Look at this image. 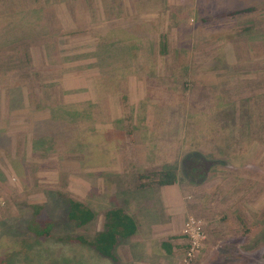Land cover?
<instances>
[{"label": "rangeland", "instance_id": "rangeland-1", "mask_svg": "<svg viewBox=\"0 0 264 264\" xmlns=\"http://www.w3.org/2000/svg\"><path fill=\"white\" fill-rule=\"evenodd\" d=\"M124 25L142 26L127 43L145 47L148 59L131 54L127 68L110 74L95 48ZM161 35L165 56L157 51ZM15 40L35 56L41 46L51 50L46 62L56 70L68 61L71 90L60 78L44 90L26 84L24 93L9 84L31 73L5 57ZM0 49V264H114L60 238L93 239L118 205L145 220L141 193L135 211L116 197L114 181L146 189L141 174L169 167L180 175L186 212L168 229L142 234L156 239L154 255L164 241L174 246L171 255L161 248L154 263L264 264V0H0ZM222 60L237 76L212 72ZM4 85L15 88L12 96ZM61 105L76 106L65 125ZM69 197L95 211L92 224L68 221ZM37 207L40 220L54 224L48 239L29 231ZM190 218L202 223L195 249L184 233ZM116 256L118 264L151 258L133 238Z\"/></svg>", "mask_w": 264, "mask_h": 264}, {"label": "trees", "instance_id": "trees-1", "mask_svg": "<svg viewBox=\"0 0 264 264\" xmlns=\"http://www.w3.org/2000/svg\"><path fill=\"white\" fill-rule=\"evenodd\" d=\"M255 8H246L245 10H237L231 14L232 16L240 14V13H246V12H254ZM125 28H123L124 32H128L131 34L130 31H134V34H137L138 32H141L142 26H134L132 29L128 30V26L124 25ZM152 25L148 27V31L152 30ZM144 31V30H143ZM249 31V29L247 30ZM120 33H117L115 31V35H119ZM132 35V34H131ZM161 41L159 43V54L162 56H165L167 54L168 50V43H167V37L166 35H161ZM131 38L126 39H120L121 41H115L113 44L109 43V41H105L101 47V51L99 52L98 56L103 55L104 59L107 60H101L105 62L108 67L110 63L113 61L114 66L119 69L121 66H124L127 68V65L125 63H129L128 55L124 50L123 52H119L117 47L114 49L112 46H122L121 43L129 45L127 42ZM25 46H28V44L25 42H19L17 44V41H14V45H7L9 49L6 51L5 57L9 59L10 55L12 61H14V65H20V66H27V68H31L32 73H38L36 71V68L33 66V55L31 54V48L27 50ZM2 48V47H1ZM33 49V48H32ZM156 48H154V51ZM47 51L50 54V50L47 49ZM118 51V52H117ZM0 52L2 50L0 49ZM19 52V54H18ZM1 55V53H0ZM97 56V57H98ZM134 58V54H133ZM99 59V57H98ZM218 59V58H217ZM215 59V60H217ZM100 60V59H99ZM109 60V61H108ZM221 64H216L214 68L212 69V72L215 74L217 70H225L224 74L221 76L222 78H225L229 74L235 75L234 71L231 68V66L224 60H222ZM21 71V70H20ZM22 72V71H21ZM217 76H220L216 74ZM222 81V80H221ZM223 84H226V81L223 82ZM29 88V87H28ZM37 88L44 90L45 88L44 83L41 82V84L37 83ZM113 92V89L111 90ZM107 93V92H106ZM114 93V92H113ZM254 94H256V91H254ZM34 95V94H33ZM220 94H217L216 96H219ZM123 101H126V98H122ZM59 108V111L63 113L65 118L68 120L61 121L60 123L62 125L69 123V118L72 117L73 109L76 108V106L73 105H61ZM56 111V110H55ZM57 113V112H56ZM56 113H51L52 117L55 121L64 120L60 115ZM52 119V120H53ZM58 124V123H57ZM230 126L226 127V130L232 131L229 129ZM140 180L142 182L141 188L146 187H170L175 185L178 180V174L173 168H168L162 171H155L150 172L147 174H141ZM116 202V200H115ZM41 213V210L39 207L36 208V212L33 215V221L31 222V225L29 226V231H32L35 237L38 239H48L51 237L52 231L54 229V224L51 220H40L39 215ZM67 219L71 223H74L78 227H86L90 224H92L96 219V213L95 211L90 208L87 204L83 203L82 201H79L77 199L68 198V209H67ZM138 232V224L135 218L125 210L124 207L121 205H118L114 208H111L107 210L104 214V229L95 235L93 239H87L84 236H71L68 235L65 238H60L61 242L65 243H72V244H78L81 246L90 247L93 251H95L99 256L108 259L112 261L114 264H118V259L116 256V249L119 246L120 242L123 240H128L132 237H134ZM162 249L165 251L166 254L171 255L173 253V246L170 243L164 242L162 244Z\"/></svg>", "mask_w": 264, "mask_h": 264}, {"label": "crops", "instance_id": "crops-1", "mask_svg": "<svg viewBox=\"0 0 264 264\" xmlns=\"http://www.w3.org/2000/svg\"><path fill=\"white\" fill-rule=\"evenodd\" d=\"M65 4L66 3H64V5ZM133 11H135V10H133ZM130 13H132V12L130 11ZM157 22H159V20H157ZM123 28H125V27H123ZM116 32L120 33V34L115 35V32L108 34L109 33L108 32V33H106L107 35L104 36V37L108 38L107 40L109 41V43L113 44L115 41L120 42L121 41L120 39H126L127 37L131 36V34H129L128 32H124L122 29H120ZM78 37H79L78 40H83L81 38H84L85 35H79ZM69 42H67L65 45H63V50H64V47H66V46H69V48H71L73 46L74 39H72ZM104 42H105V40H104ZM121 44H122V46H112L111 45L110 47H112L114 49L117 47L119 52H123L122 50L126 51L123 53L129 54L128 59H130L133 56V55L131 56V54H135L134 58H136V60H137L139 58V56H137V53L138 54L141 53L140 58H147L148 59V54H147L146 48L143 47L142 45L131 47L127 44H123V43H121ZM102 45L103 44H101V45L97 46V48H95L96 58H98L97 56L99 55V52L101 51ZM37 48H39V47H37ZM147 49H149V51H150V47ZM39 51L41 53H39V55H36V56L32 53L33 58H36V61H34L33 66L36 68V71L38 73H32V72L30 73L29 72V80H26L23 75L22 76H20V75L16 76L15 77L16 79H13V82H11L9 84H12L16 87L18 86L19 89H21V91L24 93V91L25 92L28 91L26 84H29L33 89H36L37 83L41 84V82H43L44 86L46 88L49 86V84H51L54 81L55 78L56 79L60 78L65 89L70 91L71 90V88H70L71 85L69 84L70 79L67 78L68 77L67 76V73H68L67 69H69L68 67H70V63H68V61L65 62V60H64L63 63L60 64V66H59V67H61V71L56 70V66H58V65H56V63L46 62L45 56H49V52L47 51L46 47L41 46L39 48ZM157 51H159L158 48H157ZM50 52H51V50H50ZM38 57L40 58V60H37ZM42 58H44L43 62H40ZM49 63H50V65H49ZM125 64L128 65V63H125ZM108 69L111 70L110 74H112V73L119 74V69H117L112 63L109 65L108 68L103 69V71H107ZM54 74H56V75H54ZM62 74H63V77H60V75H62ZM8 80H9V78L6 81H8ZM148 81L149 80H147V82ZM15 82H17V83H15ZM75 82L79 83V89H80L81 88V86H80L81 82H79L78 80H76ZM106 83H107V81L105 82V84ZM9 84H7V85H9ZM7 85H4L3 91H6V90L8 91L11 89L12 91L10 93L12 96V94H14L15 88L12 89ZM6 87H7V89H6ZM151 92L152 91L150 90L149 92L143 93V94H144V96H153V95H151ZM69 93H71V92H69ZM101 94H103V96H113V92L108 91V90H107V93L103 92ZM25 95L27 96L26 93H25ZM34 96H42V95H38L37 92H34ZM129 96H137V95H133L132 93H130ZM136 178H137V176L135 175V179ZM180 179H181L180 175L178 174V180L179 181L173 186H170V187H156L155 186L152 188L148 187L146 189H137V190H133V188L130 189L131 187L128 190L126 188V186H127L126 184L120 183V182H123L122 179L114 181L115 183L116 182L118 183V185L117 184L115 185V187H117V191H118V193L117 194L115 193V195H116V197L118 196L119 198H123V200H125L126 206L131 207V205H132V207H135L134 202H136V200L133 197L139 195L136 193H141L140 195H142L140 198V204L142 203V205H143V209L141 208V211L144 213L143 217L145 220H143L137 212L135 214L134 213H130V214L135 218V220L137 221V224H138V232L132 238L134 239V241L136 243H139V245L142 247V249L144 248L145 253H148L151 255V258H149V257L147 258L148 262L146 264H155L154 260H156L157 255H159V252H161L162 244L160 243V245H159V250H158L159 252H157V255H154L153 254L154 249H152V246L155 244L156 239H154V238L143 239L142 234L144 232H152L155 229H160V230L161 229L162 230L168 229L172 224H175L176 219H179L176 217L181 218V216H178V215H180L182 212L185 211L179 206L181 204L180 199H182L181 197L183 196L181 194L182 190L180 189V187H181V184H180L181 180ZM134 187H135V185H134ZM143 196H144V198L151 196V199H153V201L152 202L142 201ZM136 208H139V206L135 207V211H136ZM152 237H155V236L153 235ZM164 242H167V241H164ZM173 250H174V246H173ZM159 258H162L161 255L159 256Z\"/></svg>", "mask_w": 264, "mask_h": 264}, {"label": "built area", "instance_id": "built-area-1", "mask_svg": "<svg viewBox=\"0 0 264 264\" xmlns=\"http://www.w3.org/2000/svg\"><path fill=\"white\" fill-rule=\"evenodd\" d=\"M184 233L187 237H190L192 239L193 249H195L197 243L200 242V240H198V236L203 234L202 223L196 221L194 218H190L185 226ZM190 256H192L191 253Z\"/></svg>", "mask_w": 264, "mask_h": 264}]
</instances>
